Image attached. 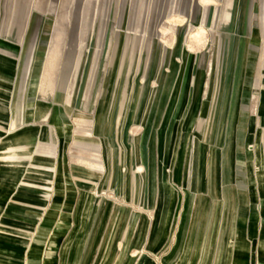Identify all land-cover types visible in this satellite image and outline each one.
Segmentation results:
<instances>
[{
    "label": "rangeland",
    "instance_id": "obj_1",
    "mask_svg": "<svg viewBox=\"0 0 264 264\" xmlns=\"http://www.w3.org/2000/svg\"><path fill=\"white\" fill-rule=\"evenodd\" d=\"M263 169L264 0H0V264H220Z\"/></svg>",
    "mask_w": 264,
    "mask_h": 264
},
{
    "label": "crops",
    "instance_id": "obj_2",
    "mask_svg": "<svg viewBox=\"0 0 264 264\" xmlns=\"http://www.w3.org/2000/svg\"><path fill=\"white\" fill-rule=\"evenodd\" d=\"M169 104L170 98L168 101H166L158 117V126L156 128L153 141L155 147L154 151H148V138L146 136L139 153L142 161L146 165L150 163L152 166V171L155 173L154 176L156 178V185L154 186L156 189V195L154 198V205L157 200L158 182L164 176L163 172L166 166L170 163H168L166 160L164 162V159L169 157V161H171V157L166 153L167 148L162 152V154L159 153L157 141V131L160 126V119L164 113H167L168 108L170 107ZM176 114L177 116L179 115L177 112ZM186 115L189 116V113L187 112ZM189 124L187 121L185 126L182 128L183 131ZM183 144L184 141L180 142L178 153L174 159L175 163L173 168H176L181 173H184L185 171H189L191 175L196 173L195 180L190 183L188 179L186 183V188L190 190L191 196L193 197L196 187L200 189L199 185L201 184V172L204 171V173H206V182L205 187L203 188L205 189L207 186H209L211 182V172H213L215 169L213 168L212 164H210V160H208L207 157L202 156V158H200V155L202 154H200L201 152L198 151L197 148L194 150L193 155L190 156L189 153H187V148H182ZM189 162H191V164L188 166ZM180 180L182 183L183 175L180 176ZM180 180L178 183H180ZM181 183L180 185H182ZM241 190L238 192L237 202L243 203L242 206L244 207V212L236 211L233 215L235 222L233 228L230 230L231 235H234L233 247H230L232 242L229 243L226 242L225 239H222L223 236L220 232V228L217 232V236L220 238L217 241V245L220 246V251L217 250V252L228 254L223 257L224 260L222 259V263L220 264H264V181L262 176L258 174L253 175L251 179L250 198L248 201H244V196L242 194L243 190ZM192 208L193 202H191V210ZM210 262L211 261H209V263Z\"/></svg>",
    "mask_w": 264,
    "mask_h": 264
},
{
    "label": "bare ground",
    "instance_id": "obj_3",
    "mask_svg": "<svg viewBox=\"0 0 264 264\" xmlns=\"http://www.w3.org/2000/svg\"><path fill=\"white\" fill-rule=\"evenodd\" d=\"M164 263H165V261H164Z\"/></svg>",
    "mask_w": 264,
    "mask_h": 264
}]
</instances>
